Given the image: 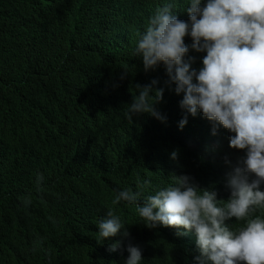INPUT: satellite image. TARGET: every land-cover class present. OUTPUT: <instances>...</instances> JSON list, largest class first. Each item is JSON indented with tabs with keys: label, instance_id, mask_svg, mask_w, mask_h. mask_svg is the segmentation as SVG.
I'll return each mask as SVG.
<instances>
[{
	"label": "clouds",
	"instance_id": "1",
	"mask_svg": "<svg viewBox=\"0 0 264 264\" xmlns=\"http://www.w3.org/2000/svg\"><path fill=\"white\" fill-rule=\"evenodd\" d=\"M34 1L0 167L50 224L0 264H264V0Z\"/></svg>",
	"mask_w": 264,
	"mask_h": 264
},
{
	"label": "trees",
	"instance_id": "2",
	"mask_svg": "<svg viewBox=\"0 0 264 264\" xmlns=\"http://www.w3.org/2000/svg\"><path fill=\"white\" fill-rule=\"evenodd\" d=\"M35 10L34 0H0V82L11 80L15 73H25L17 64H11L12 57L7 49L10 50L16 44L4 35H16L24 29L33 20ZM33 49L35 64L41 60L42 50L38 47ZM25 190L26 185L21 178L0 167V238H5L8 230L18 226H29L42 235H47L50 224L48 220L20 218L9 210Z\"/></svg>",
	"mask_w": 264,
	"mask_h": 264
},
{
	"label": "bare ground",
	"instance_id": "3",
	"mask_svg": "<svg viewBox=\"0 0 264 264\" xmlns=\"http://www.w3.org/2000/svg\"><path fill=\"white\" fill-rule=\"evenodd\" d=\"M140 187H142V186L140 185Z\"/></svg>",
	"mask_w": 264,
	"mask_h": 264
}]
</instances>
